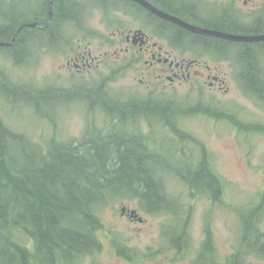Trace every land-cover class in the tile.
I'll return each instance as SVG.
<instances>
[{
	"label": "rangeland",
	"instance_id": "rangeland-1",
	"mask_svg": "<svg viewBox=\"0 0 264 264\" xmlns=\"http://www.w3.org/2000/svg\"><path fill=\"white\" fill-rule=\"evenodd\" d=\"M43 1L14 0L13 9L18 13L28 11L34 17L40 13ZM75 1L79 6L69 2L65 7L69 16L82 23L79 26L73 21L62 23L61 34L65 40L55 47L46 42L43 46L39 44L28 54H23L21 62L12 60L11 53L0 49V81L4 83L8 79L16 86L37 91L33 92L37 96L32 102L38 104L29 106L31 100L27 94L5 93L0 97L1 120L14 132L46 149L51 141L80 146L116 131L118 121L107 119L102 110L104 106H90L85 96H92L93 100L100 96L104 103L108 100L112 104L148 105L150 109L171 105L179 111L175 118L166 114V122H157L149 112L151 120L140 115L128 132L158 154L159 162L164 164L155 167L193 171L195 166H206L220 183V194L216 197L174 174H167L162 182L166 194L165 200H161L164 204L157 209L152 205L149 209L144 207L138 197L111 196L100 210L98 226L92 230L93 239L99 240L100 246L97 243L95 249L86 251L85 258H78L75 264H124L113 252L115 247L124 244L141 245L138 254L144 255L146 245L162 243V229L170 227L174 211L179 213L180 222L186 219L190 232L204 234V230L209 231L211 243L222 256L230 250L231 244L238 243L237 230L243 228L244 216L263 203V101L244 93L236 80L227 95L210 89L204 68L203 76L193 77L191 82L158 85L154 79L145 78L143 60L131 67V60L127 62L126 55H117L118 46L113 44L115 28H108L115 19L114 11L105 12L101 6L103 0ZM65 7H60L62 13L66 11ZM85 8L89 10L86 29ZM122 21L128 28L149 31L144 16H127ZM79 45L82 49L88 47L94 57L101 59L106 54L109 58L99 67L79 73L67 65ZM201 58L203 62H213L209 54H203ZM4 84L9 88L7 83ZM10 90L12 93V88ZM44 93L63 97L59 101ZM169 120L175 127V138L183 133L185 139L178 135L173 141L167 140L174 132L167 123ZM210 184L211 180L207 179L203 187ZM127 208L131 218H139L143 223L132 222L128 216H123ZM134 211L136 217L131 216ZM257 224L258 231L264 234V207ZM25 238L27 245H32L30 239ZM261 240L264 243V238ZM247 264H264V259L251 257Z\"/></svg>",
	"mask_w": 264,
	"mask_h": 264
},
{
	"label": "trees",
	"instance_id": "trees-1",
	"mask_svg": "<svg viewBox=\"0 0 264 264\" xmlns=\"http://www.w3.org/2000/svg\"><path fill=\"white\" fill-rule=\"evenodd\" d=\"M55 7L49 26L22 28L16 35L15 44L10 49L14 61L21 62L22 55L39 44L43 46L42 43L46 42L55 47L63 41V25L55 22L70 16L66 7L62 13L59 0ZM12 10L7 13L0 4V40L7 43L22 24L40 22L44 26L50 20L48 0L46 8L34 17L28 11L18 13ZM247 63L254 72V60L247 57ZM256 82L258 90L262 91L259 81ZM4 83L0 81V97L5 93L27 94L31 100L29 106L38 105L32 102L37 91L16 86L8 79ZM44 94L59 101L63 97L55 93ZM101 101L107 119L118 121L117 129L80 146L51 141L45 149L11 130L0 118V264H28L29 260L52 262L59 254L85 251V244L89 242L87 238H93L92 230L99 224L100 210L111 196L138 197L144 207L149 209L152 205L157 209L164 204L161 200H165L166 194L162 182L170 173L201 191L219 196L220 183L206 166H195L193 171L185 168L161 170L155 167L164 164L159 162L158 154L128 132L140 115L148 118L150 112L157 122H166V114L175 118L179 111L171 105L150 109L148 105L136 103ZM167 123L175 132L169 134L167 140L173 141L178 135L186 138L183 133L175 138L177 133L172 121ZM207 179L211 184L204 188ZM263 207L264 194L263 203L246 214L245 227L249 235L258 232L257 222ZM25 237L35 246L33 250L27 248ZM31 252L35 253L33 258L28 256Z\"/></svg>",
	"mask_w": 264,
	"mask_h": 264
},
{
	"label": "flooded vegetation",
	"instance_id": "flooded-vegetation-1",
	"mask_svg": "<svg viewBox=\"0 0 264 264\" xmlns=\"http://www.w3.org/2000/svg\"><path fill=\"white\" fill-rule=\"evenodd\" d=\"M70 1L79 6L75 0H59V3L63 6ZM13 2L14 0H0L7 13L13 11ZM56 2L58 0H48L49 7H55ZM46 6L47 0H44L40 9H45ZM101 6L106 9L105 12L113 10L115 14V19L108 28H115L113 44L118 46L117 55H126L127 62H132L129 63L131 67L143 60L146 66L143 72L145 78L154 79L158 85L164 82L174 85L177 81L191 82L193 77H202L204 68L208 73L210 89H217L227 95L232 82L236 80L244 93L258 97L264 103V40L246 42L227 38L264 37V0H103ZM86 14L89 15V10L85 8V29L88 21ZM133 15L136 18L138 15L145 17L148 32L128 28L126 22L122 21L124 17ZM67 18L55 23L61 25L73 21L76 26L82 23L80 19L75 20L74 16ZM49 22L51 24L52 20ZM49 22L44 26L37 22V27H47ZM34 23L36 22L22 24L19 29ZM182 23L216 35L198 33L184 27ZM13 38L9 43L2 40L0 42L10 44ZM62 39L65 40V37ZM14 44L15 42L10 48L0 49L11 53L10 49ZM193 53L198 56H187L194 55ZM203 54H209L213 62H203ZM247 57L254 60V72L250 71ZM10 58L13 60L12 55ZM107 58L109 55L106 54L101 59L94 57L88 47L82 49V45H79L67 65L84 73L99 67ZM256 81H259L262 91L258 90ZM85 98L90 106L101 105L100 96L94 100L91 99L92 96ZM129 213L128 209L123 216H128L132 222L143 223L139 218H131ZM178 216V212L171 213L170 227L162 229V243L146 245L144 255L138 254L141 245L124 244L120 248L115 247L113 252L116 253V258L124 264H247L251 257L264 259V243H261L264 234L257 229L258 232L249 235L245 227L246 216L242 219L243 228L237 230L238 243L231 244L230 250L222 256L211 243L209 231L204 230V234L192 233L186 227V219L180 222L182 219ZM87 240L89 242L85 244V251L79 254L77 251L62 253L52 262L29 260L28 264H75L78 258H85L86 251L95 249L99 243V240L93 238ZM27 248L32 250L35 246L28 245ZM30 255L33 258L35 253L31 252L28 256ZM140 257L141 260H138Z\"/></svg>",
	"mask_w": 264,
	"mask_h": 264
},
{
	"label": "water",
	"instance_id": "water-1",
	"mask_svg": "<svg viewBox=\"0 0 264 264\" xmlns=\"http://www.w3.org/2000/svg\"><path fill=\"white\" fill-rule=\"evenodd\" d=\"M53 19V13H51L50 14V21ZM49 24H50V22H49ZM183 24V23H182ZM184 25V27H186V28H189L190 30H193V31H196V32H198V33H202V34H207V35H216V33H213V32H210V31H206V30H201V29H195V28H193V27H190V26H188V25H186V24H183ZM37 26H39V24L38 23H34V24H30V25H26V27H30V28H34V27H37ZM25 26H23L22 28H24ZM21 28V29H22ZM20 29V30H21ZM19 30V31H20ZM18 31V32H19ZM227 38H230V39H233V40H237V41H246V42H250V41H261V40H264V37H255V38H249V37H229V36H227ZM13 42H15V37L13 38ZM13 42L12 43H10V44H5V43H3V42H0V47H7V48H10V47H12V45H13ZM124 211H125V209H124ZM131 216L132 217H136L137 216V212L136 211H134V212H132L131 213Z\"/></svg>",
	"mask_w": 264,
	"mask_h": 264
},
{
	"label": "bare ground",
	"instance_id": "bare-ground-1",
	"mask_svg": "<svg viewBox=\"0 0 264 264\" xmlns=\"http://www.w3.org/2000/svg\"><path fill=\"white\" fill-rule=\"evenodd\" d=\"M41 10V9H40ZM61 10V9H60ZM59 9H57V11H60ZM54 11H55V7L52 5V6H50L49 7V15L51 14V13H53V16H54ZM68 18H66V19H62L63 21L64 20H67ZM53 20V19H52ZM24 28H30V27H26V25H25V27ZM21 29V28H20ZM20 29H18V31L20 30ZM17 31V33L14 35V37H15V40H16V35L20 32H18Z\"/></svg>",
	"mask_w": 264,
	"mask_h": 264
}]
</instances>
